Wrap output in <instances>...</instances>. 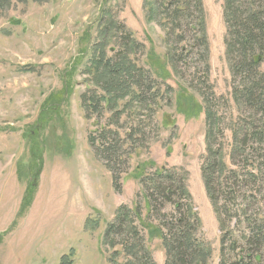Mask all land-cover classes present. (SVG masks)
Segmentation results:
<instances>
[{
    "label": "rangeland",
    "instance_id": "374dc122",
    "mask_svg": "<svg viewBox=\"0 0 264 264\" xmlns=\"http://www.w3.org/2000/svg\"><path fill=\"white\" fill-rule=\"evenodd\" d=\"M199 1L206 35L199 49L208 55L186 34L174 41L186 18L164 15L167 0L0 3V264H59L71 248L75 264H167L163 239L149 234L160 219L137 178L146 163L154 164L146 174L163 166L188 172L201 220L196 244L212 250L202 264H223L225 234L226 248L240 240L233 256L251 249L242 242L264 226V189L227 184L224 174L215 209L202 173L208 111L221 126L215 143L234 168L236 127L253 120L242 97L249 79L233 75L227 57L226 0ZM95 47L104 49L99 70ZM121 63L131 74L113 69ZM181 87L203 105L196 117L178 110L188 105ZM124 212L121 233L104 240ZM261 248L252 264H264Z\"/></svg>",
    "mask_w": 264,
    "mask_h": 264
},
{
    "label": "trees",
    "instance_id": "16d2710c",
    "mask_svg": "<svg viewBox=\"0 0 264 264\" xmlns=\"http://www.w3.org/2000/svg\"><path fill=\"white\" fill-rule=\"evenodd\" d=\"M3 1L5 0H0V3ZM151 5L150 16L155 17L153 9L156 8L157 4L152 2ZM163 5H165V8H161L164 15L168 12V17L178 18L179 20L182 17L186 18L184 21L185 30L181 26V34L174 41L178 42L180 39L178 37L186 34L183 39L185 37L190 38L199 49L206 42L201 2L199 0H167V3ZM225 17L228 23L227 57L233 61V75L242 73L247 75L249 79L242 91V97L254 109V114L252 121L239 123L236 127L237 129L233 136L234 147L230 155L234 168L228 169L222 148L215 143L216 135L221 131L220 124H217L219 121L218 117L214 112L208 111L207 118L210 121V128L208 129L206 140L209 155L202 166V173L207 194L213 201L215 209L218 204L215 194L216 181L221 183L224 174L227 175L224 177L227 184L234 182L239 186L250 183L253 186L259 185L260 188L264 189V71L261 72V68L264 66V0H226ZM113 24V21H108L106 27ZM99 47L94 48L95 50L97 48L99 55L92 61V65L96 70L100 69V63L104 59V49ZM132 47L136 48V43L133 42L131 44ZM199 51L208 55V49L206 48L204 50L199 49ZM105 63L110 64V60H106ZM122 66L123 63L113 66V69H123V72L125 71L124 73L128 74L127 70L129 67L126 66L124 70ZM206 68L207 73L209 66L207 65ZM102 74L101 72L100 76ZM181 88V92L186 94L185 98L188 100V105L187 107L178 105V110L187 117H196L201 112L203 105L196 101L195 95L188 92L187 87ZM108 102L114 105L116 99L111 98ZM208 105L206 103V106L210 108ZM94 141L95 138L91 137L93 144H95ZM107 149L102 153L105 156H107ZM149 165L151 167L154 164L146 163L138 167L137 178L143 185L144 190H146L150 212L154 211L153 213L160 219L159 226L149 230L150 236L154 237L155 235L163 239L167 251V264H202L206 262L212 250L206 242L201 241L196 244V234L201 226V220L194 210L193 196L187 183L188 172L184 169L180 170L163 166L156 168L154 173L146 174V169ZM33 191L34 187L29 188L23 203L28 201ZM167 205H170L173 210L165 212ZM126 218V212L121 213L118 221L110 225L106 230L104 240L112 241L111 235L121 233L122 224H118V222L120 220L126 221ZM220 221L221 228H224V221ZM223 225L224 227H222ZM163 228L167 230V234H165ZM263 228L264 226L262 225L259 229H252L242 242L244 245L252 246L251 249L249 247L245 253H238V255L234 256L233 253L236 252L240 240L239 238H232L226 248L224 245H226L227 234H225L221 240L223 244L221 249L222 263L252 264L254 260H260L262 258L261 247L264 244ZM226 249L233 257L228 256ZM116 253L117 250L114 254ZM75 255L76 250L71 248L67 254L61 257L59 264H75ZM112 260L114 261V258ZM143 264L147 263L144 262Z\"/></svg>",
    "mask_w": 264,
    "mask_h": 264
}]
</instances>
